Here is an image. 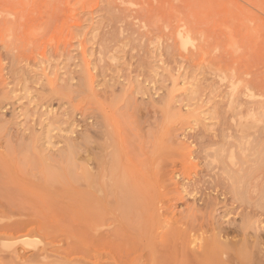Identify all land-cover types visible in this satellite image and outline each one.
I'll use <instances>...</instances> for the list:
<instances>
[{
    "label": "rangeland",
    "instance_id": "rangeland-1",
    "mask_svg": "<svg viewBox=\"0 0 264 264\" xmlns=\"http://www.w3.org/2000/svg\"><path fill=\"white\" fill-rule=\"evenodd\" d=\"M109 155L139 206L98 190ZM0 211L31 227L0 264H148L169 218L263 251L264 0H0Z\"/></svg>",
    "mask_w": 264,
    "mask_h": 264
},
{
    "label": "bare ground",
    "instance_id": "bare-ground-1",
    "mask_svg": "<svg viewBox=\"0 0 264 264\" xmlns=\"http://www.w3.org/2000/svg\"><path fill=\"white\" fill-rule=\"evenodd\" d=\"M258 135V134H257ZM189 136V135H188ZM187 136V137H188ZM253 137V136H252ZM197 139V138H196ZM199 141V140H198ZM201 142V141H199ZM199 144V143H198ZM100 150H102L100 148ZM111 151V150H110ZM113 151V150H112ZM201 151V150H200ZM226 151V150H225ZM89 153V152H88ZM94 153V152H93ZM97 153V152H96ZM198 153V152H197ZM90 154V153H89ZM108 154V153H107ZM170 154V153H169ZM102 155V154H101ZM111 158L107 157L106 161H102V164L107 165V169L110 171V175H111V184L109 185L106 184H100L98 188V190L101 192V194H106V193H111L114 192L116 197H117V201H118V207L119 209L122 210H128L127 208H129L133 203H137L138 206L140 205V200L145 196L147 189L143 188V186L145 185V182L142 180V183L139 185L137 183V181L135 180L134 177H130V175H128V173L124 170H117V165H116V160L114 159L115 157ZM175 156V155H174ZM97 157V156H96ZM95 157V158H96ZM98 158V157H97ZM109 158V159H108ZM117 159V158H116ZM98 160V159H97ZM100 160V159H99ZM133 160V159H132ZM162 160V159H161ZM164 159L161 161L162 164H165V162L163 163ZM166 161V160H165ZM119 162V161H118ZM167 162V161H166ZM168 163V162H167ZM100 164V163H99ZM74 165V164H73ZM160 166V164H158ZM167 165V164H166ZM169 165V164H168ZM158 166V167H159ZM164 167V166H162ZM167 167V166H165ZM141 168V167H140ZM157 169V168H156ZM160 170V168H159ZM107 172V171H106ZM70 173V171H69ZM109 173V172H107ZM165 173V172H164ZM50 174V172H49ZM218 174V173H217ZM220 174V173H219ZM51 175L49 179H51ZM73 175V174H72ZM137 175V174H136ZM135 175V176H136ZM53 176V175H52ZM59 176V175H58ZM74 176V175H73ZM55 177V175H54ZM54 177H52V179H54ZM98 177V174H90V172L86 171L85 172V178L87 180H89L90 182H94L96 181ZM237 176H235L236 178ZM73 178V177H72ZM213 178V177H212ZM230 178V177H229ZM238 178V177H237ZM245 178V177H244ZM253 178V176H252ZM75 179V178H74ZM141 179V178H140ZM219 179V178H218ZM197 180V179H196ZM233 180V179H232ZM236 180V179H235ZM243 180V179H242ZM92 182V183H93ZM168 184V183H167ZM215 184V182H214ZM231 184V183H230ZM242 184V183H241ZM259 185V184H258ZM257 185V186H258ZM146 186V185H145ZM211 186V185H209ZM224 186V185H223ZM241 186V185H240ZM147 187V186H146ZM244 187V186H243ZM165 188V187H163ZM196 188V187H195ZM213 188V187H212ZM243 189V188H242ZM230 193L231 195H234V193L236 194V197L239 196V191H237V187L232 186ZM261 190V189H260ZM259 191V190H258ZM99 192V193H100ZM200 192V191H199ZM241 192V191H240ZM188 193V192H187ZM262 193V190H261ZM189 195V194H188ZM242 195V194H240ZM162 196V195H161ZM164 196V195H163ZM244 196V195H242ZM235 197V199H236ZM240 197V196H239ZM238 197V198H239ZM243 198V197H242ZM210 199V198H209ZM233 197V200H235ZM244 199V198H243ZM162 201V200H161ZM211 201V200H210ZM102 203V202H101ZM199 203V202H198ZM248 203V202H247ZM203 205V204H201ZM137 206V208H139ZM207 206V205H206ZM208 206L213 207L214 206V202H211L208 204ZM207 206V207H208ZM236 208V207H235ZM234 208V209H235ZM160 210V209H159ZM236 211V210H235ZM250 211V210H249ZM1 212V211H0ZM130 212V211H129ZM136 212V211H135ZM161 212V211H160ZM169 212V211H168ZM133 212L131 213H126L125 215L123 214V216L129 217L130 215H132ZM163 213H166V211H163ZM170 213V212H169ZM4 214L0 213V218H2ZM165 215V214H164ZM205 215V214H204ZM7 216V215H6ZM12 217V215H10ZM9 217H6L7 219ZM94 216V215H93ZM168 216V214H167ZM169 216H171L169 214ZM199 216V215H198ZM15 217V216H14ZM177 217V216H176ZM185 218V217H184ZM3 219V218H2ZM25 219H22L20 221L24 222ZM180 220V219H179ZM196 220V218H195ZM4 221V220H3ZM19 221V220H18ZM17 219L15 220V222L9 223L11 221H7V223L2 224L3 222H0V233L1 232H10L13 233V235L17 234V233H21L23 232L25 229L28 231L29 228L31 229V227H27L26 224H24L23 222H18ZM27 221V222H26ZM25 222L27 224L28 220H26ZM182 221V220H181ZM215 221V220H214ZM216 222V221H215ZM222 223L218 222L215 223V227H212L210 230V233L208 234L205 230H203L204 232L197 234V235H191L192 238L188 239L187 242H182L179 241L181 240V234L184 235L185 231L183 233H180V228L177 227L176 225L178 224V221H176L175 219L169 218L168 220H166L165 223V231L164 234L162 235V242L160 243V249H156V252L152 255L149 254L148 259H147V263L148 264H233L231 262H235V263H250L252 264V262L254 260L257 261V258H261L263 255H261L264 250L263 248H261L263 251L259 250V242L260 239L259 237L254 238V240H251L248 238L247 236V229L249 228V226L251 225L249 222V219H243L241 220V222L238 225H235L234 223H232V221H227L226 225H223V221H221ZM238 222V221H236ZM184 223V222H182ZM181 223V224H182ZM204 223V222H203ZM218 224V225H217ZM234 224V225H233ZM30 225V224H29ZM180 225V224H179ZM217 225V226H216ZM231 225H233V227H230ZM32 226V225H31ZM183 226V225H182ZM188 226V225H187ZM186 226V227H187ZM27 227V228H26ZM181 227V226H180ZM247 227V229H246ZM191 228V227H190ZM187 229V228H186ZM189 229V228H188ZM25 230V231H26ZM96 231V229H94ZM254 230V229H253ZM257 230V229H256ZM262 230V229H261ZM24 231V232H25ZM23 232V233H24ZM235 232H238L237 234H241L239 239H235V237L237 235H232L235 240L233 239H223L224 236H229L230 233L231 234H236ZM254 232V231H253ZM262 232V231H261ZM2 233V234H4ZM9 233V234H10ZM98 232H96L97 234ZM180 233V234H179ZM205 233H207L208 235H204ZM93 234V233H92ZM157 234V233H156ZM159 234V233H158ZM260 233H258L259 236ZM12 235V234H11ZM261 235V234H260ZM3 236V235H2ZM7 236V235H6ZM231 236V235H230ZM254 236V235H253ZM257 236V235H256ZM1 237V235H0ZM158 237V236H156ZM92 238V237H91ZM106 238V237H105ZM228 238V237H227ZM2 239V237H1ZM92 240V239H91ZM94 240V239H93ZM101 240V239H100ZM182 240H184V238H182ZM108 241V240H107ZM156 242V241H155ZM96 243H98V240H96ZM105 243V242H104ZM262 243V242H261ZM155 244V243H154ZM130 245V244H129ZM33 246V245H32ZM132 246V245H131ZM155 247L158 248L155 244ZM264 247V246H263ZM131 249V248H129ZM136 249V248H135ZM134 249V250H135ZM257 249V250H256ZM128 253V251L126 252V254ZM136 254V252H135ZM42 255V254H41ZM44 257V256H43ZM143 256H141L142 258ZM264 257V256H263ZM33 258V257H32ZM3 259V258H2ZM110 259L113 260V263H117L119 262L120 258L113 256ZM36 261V259H34ZM98 261V260H96ZM102 261V260H101ZM254 261V262H256ZM38 262V260H37ZM86 262V261H85ZM105 262H107L105 260ZM138 262V261H137ZM136 262V263H137ZM141 262V261H140ZM253 262V264H254ZM5 263V262H2ZM9 263V262H8ZM95 263V261H94ZM110 263V262H109ZM112 263V262H111ZM145 263V262H144ZM264 264V262H262ZM56 264H76L75 262L72 261H68V260H64L61 259L59 260ZM104 264V262H103ZM106 264V263H105ZM256 264H259L256 262Z\"/></svg>",
    "mask_w": 264,
    "mask_h": 264
}]
</instances>
